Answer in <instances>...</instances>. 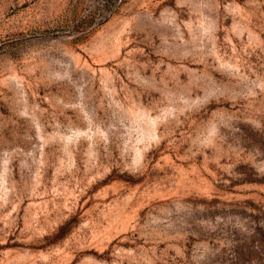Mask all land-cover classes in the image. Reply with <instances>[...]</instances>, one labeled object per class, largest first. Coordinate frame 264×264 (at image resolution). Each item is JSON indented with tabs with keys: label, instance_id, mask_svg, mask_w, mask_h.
I'll list each match as a JSON object with an SVG mask.
<instances>
[{
	"label": "rangeland",
	"instance_id": "rangeland-1",
	"mask_svg": "<svg viewBox=\"0 0 264 264\" xmlns=\"http://www.w3.org/2000/svg\"><path fill=\"white\" fill-rule=\"evenodd\" d=\"M0 264H264V0H0Z\"/></svg>",
	"mask_w": 264,
	"mask_h": 264
}]
</instances>
